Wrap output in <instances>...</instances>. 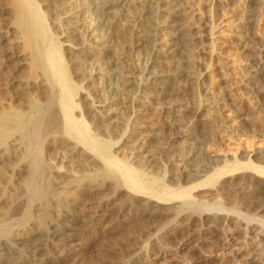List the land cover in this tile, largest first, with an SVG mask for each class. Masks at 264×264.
<instances>
[{
	"label": "bare ground",
	"instance_id": "obj_1",
	"mask_svg": "<svg viewBox=\"0 0 264 264\" xmlns=\"http://www.w3.org/2000/svg\"><path fill=\"white\" fill-rule=\"evenodd\" d=\"M42 1L38 0L36 3L33 0H12V1H9V4L12 5V6L10 5L12 7V10H10V11H12V13L10 11H9V13L11 14L10 19L12 17L11 20L14 21V31L16 29H19L18 32L20 31V33L18 35L22 34L19 37L23 36L22 37L23 39H21L23 41V43L25 40V45L23 44V47L25 46L24 48L27 49V51H25V52H29V55H31L30 58L33 59L32 61H30V63L33 62V63H31L32 68H30L31 66L29 65L30 66L29 69H30V71L32 69L31 73H33V75H37L38 71L39 72L42 71V73L44 74V75H42V77L44 76V80L48 81V83H45V84L50 85L49 86L50 89L48 87L50 92H48V95H49V96L47 95L48 101L45 104H41V102L36 104L37 101H35V100L31 101L32 99L29 98L30 97L29 93L27 92V90L26 91L24 90L26 93L20 94V95H22V96L24 95L23 98H26L27 97L26 94H28V98L31 99L30 102L28 101L29 100L28 98H27L28 100L23 99L25 102H26V100L28 101L27 105L23 102L26 105L24 107L26 110L25 109L24 110L26 112L28 111L27 113L25 112L26 114L24 112H23L24 113L23 114L21 109H20L21 113L19 110H18L19 113L17 110H16L17 112L14 111L15 106H14V108L11 106H10V108L6 106L7 109H5V107L1 105L3 102H0L1 103L0 106L2 109L0 111V163L4 161V164H0V166L5 165V162L10 163V161H12V160H14V161H15V159L18 160V161H16L17 164H15V165L12 164V162L10 163L13 165L11 168V171H10V167H11L10 165L4 166V167H9L8 171L11 174L6 173L5 172L6 170L4 171V170L0 169V188H1L0 193H1V195L4 194V196L7 195V198L6 197L5 198L8 200H7V202L5 200L4 201L6 202V204H8V203L10 204V207H9V205H7L9 207L8 209L5 208V210H3L4 209V207H3V208H1L2 210H0V247H3L2 244L4 242H5V244H4L5 247L10 244L13 247L12 252L10 254L14 255V257L17 255L18 256L16 257L15 260L11 259L12 257L11 258L9 257L10 259L7 260V262H5L8 257L6 259H4L0 255V264H21L22 263L21 258L24 257L23 256L24 254L21 255L19 251L21 249H23V250L25 249V248H21V247H24L23 244L25 242H23V241L21 242V245H23V246H21V245L17 246L11 240L15 239L16 241H18L19 238H21V233H26L27 230H30L29 232L35 231L36 233H38L41 228H43V231H44V229H46V228L49 229L50 227H52L53 225L50 224L51 220H49V218L52 217L51 213L56 214V213H60V211H62V210H66V211L68 210L69 211L68 214L70 212L71 213L73 212L74 214L78 215L79 210H78L77 206L79 205V203H78L77 197H78L79 193H81V191L83 194L84 187L81 184L82 182L87 183V188H89L87 192H88V194H90V196L94 192L99 193V191L103 190L104 188L110 192V193L107 192V194H111L113 197L121 194L119 196L120 198L119 199L117 198L118 204L115 207V216L111 217L113 213L111 214V216H110V214H108L110 216V219L112 220V218H114L116 223H118L120 226L130 224V223L134 222L135 219H140L139 217H146L147 221H148L147 222L145 220L146 222H142L144 220V219H142L141 223L140 222L138 223L139 227H137V228L135 226L137 223L135 222V225H134L135 230L133 232H131V233H133L134 236H132V234L129 232V234H131V235H129V237L130 236L133 237L134 242L133 243L131 242V244L127 243L125 245H123V244L119 245V248L117 247L119 250L117 249L118 251L116 252V253L120 252L119 257L117 256L118 259L116 258L117 259L116 261L105 262L103 264H132V262L134 260H136L137 257H139L141 255H144L142 257H146V256L148 257V254L151 252L150 247H152V245L157 244L158 246H161L162 243L164 242V240H163L164 236L163 235L162 236L157 235V234L153 233V235H157V236H155V238H154V240L156 242L152 243L154 240L153 241L149 240L152 237L151 236L152 232L149 229V228H151L150 227L151 224H149V228H147V230H148L147 232L145 231V228L143 226H145L147 223H153V222L155 223L157 218H160V216L162 214H165L166 216L170 215V217H172V218L170 219L169 217H166L169 219V221L167 223H164L161 225V227H163V228L159 227L160 224L158 226V224L155 223V225H157V227H155V228H157V229H159V228L165 229V227L169 229V227L171 228L174 226H177V227L181 226V224L179 225V223H178L179 220L181 222H185L184 224L186 227L187 226L191 227L192 225L196 226V224H198V223L200 225L204 224V226L206 223L208 224L209 215H207L208 217H203L202 216L203 212H199V209H200V211H202L206 207L205 203H207L209 201V199L213 200L212 196H215V195L206 193L205 196L203 194V197L193 196V198H192L189 196V193H187L184 190H183L184 191L183 193L182 192L175 193V192L168 191L169 189L168 190L166 189V191H165L164 187L169 188L168 186H170V185L172 186V184L174 182V185L172 187L170 186L172 188L171 191H173L175 189H177V190L181 189V187L182 188H185V187L189 188V187H187V186H189L188 181H187V186H184V185H186V179L189 176H192L193 178H190V181L192 179V183L191 182L190 183L193 184L194 181L195 182L197 180L200 181V179L203 178L205 175L207 177L208 173L206 174L207 171L205 169H209V168L213 169V168L219 166L217 163L219 161L217 159H219V158H216V157L211 158V157H205L204 156L206 158V159L204 158L206 160L204 162L203 159L201 160L199 158L200 155L194 151L193 147L189 149L190 144L185 143L186 145H189V147L187 148L189 150V152L185 153L184 155H179L180 156L179 158L177 156V158H178L176 160L177 164H175V165H179L180 168L176 169L174 167L173 168L174 171L171 169V167H170L171 162H169V161L174 157L173 153H172L173 157L170 156L171 159L168 160L169 163H166L164 165L165 162L162 161L161 164H162L163 169H160L161 167L157 168L156 167L157 165L155 166L152 163L149 156H146L147 154H149L148 151H147V154L144 152L146 155L143 154V150L141 151V149H143L141 147L142 145H140L139 148L138 147L135 148L136 146L133 147L134 145L131 144L133 142V140L131 138L133 136H137V133H134V132H137V130H135V128H137V129L142 128L141 124L144 122V121H142V118L144 116L142 114L144 112H146L148 110V108H150L154 105H155V108H156V105L158 107H160V105L162 107H164L172 115L173 124L174 125L179 124L180 126H182L184 128L182 131L183 135L180 138L188 139V137H189L188 132L189 131L187 132V129H190L192 126H193L192 127L193 129L195 127L194 124L196 123V119H194L193 121L191 119V122H186V123H185V120H183V117H184L183 113L185 111L189 110L190 108H192L190 103L178 102L177 99L174 98L175 92L177 91V89L175 90V88H172V86L176 87V85H177L176 83H178V81H179V80L178 81H176V80L179 78L186 79L192 85V84H196L199 80H201L205 76V74H207L205 68L202 69V71H198V72L195 71V69H194L192 47L196 46L200 42L201 35H200L199 28H197V25L193 22V17L196 13H195V9L193 8L192 1L191 0H87L88 3L86 5H82L83 3L82 4H76V5H81L79 7L80 16L83 14V18L85 20L87 19V21L89 23L87 30H86V28H83L86 26H83L80 28V25H81L80 22L81 21L79 22V20H78L80 16L78 17L77 15L76 16L73 15V14H76V12H78V11H75V9H77V8L73 7L74 6L73 2H75V1H72V0H44V2H42ZM207 1H211V0H207ZM256 1H257V3H256ZM255 3L256 4H254V5L257 7H254L250 11L249 10L247 11L250 13V16H248V17H253V19L250 21H248L249 20V18H248V20H247L248 23L253 22V21L257 22V20H258L257 16L259 15V9L262 6V3L260 0H259V2H258V0H255ZM91 4H94V6H95L94 11L95 12L90 11V8H91L90 5ZM43 5L50 7V8L46 7L48 9H52L51 11L53 13V15H52L53 19H49V20H52V22H51L52 27H49L48 22H46L45 21L46 19L44 20V18H43V15H45V14L42 13L43 10L42 11L40 10V6H43ZM44 12H45V10H44ZM9 13H8V15H10ZM47 13L49 14V12H47ZM80 19L82 20V16ZM84 19H83V21H84ZM135 21H139V23L141 25L140 26L141 31H139V30L135 31V28H136ZM245 22L246 21H243V20L237 21V23L231 27L232 36L237 38L238 41H239L240 35L243 31L242 29H245V28H243L244 27L243 25ZM50 28H51V30H50ZM203 28L205 30V34H203V35L206 39H208L209 34H210V30H208L206 25H204ZM85 30L88 32L86 37L83 35V32L84 33L86 32ZM111 30L114 31L115 34L117 33V35L120 34V36H121V33L123 31L124 32L126 31L130 34H132V32H134V31L137 32L136 34H133V38L131 37V39L129 40V42H130V47L128 48L129 53L126 54L123 52L125 50H122L123 44L121 45V43H120L122 40L120 42H118V40H120V39H118V37L113 38L112 33H114V32H112ZM16 33H17V30H16ZM2 34L0 32V42L3 41ZM110 35L113 38L112 40H114L115 38H116V40L118 39L117 42L120 45H116V46L112 47V45H110L111 43L108 44V42H109L108 39H109ZM135 36H136V41L134 39ZM241 36H244V35L242 34ZM84 37L88 38V40L82 39ZM4 39H5V37H4ZM60 39H65V41L64 42L59 41ZM122 39H123V37H122ZM129 42H128V44H129ZM125 44H126V41H125L124 45ZM0 46H1V44H0ZM86 46L92 47L94 50H96V52L98 51L101 56L108 55L109 58L107 60L109 61V63L108 62L107 63L109 65H106L105 63H103V64H100L101 66L99 67V64H97L98 65L97 68L98 67L99 68L97 69L98 70L97 72L95 71L96 70V68H95L94 74H93V72L91 73V71L88 72L90 69L88 71H85V72H83L84 70H80V72L82 71V73H81L82 79L80 78L79 80H82V81H79V85H78L77 84L78 82L75 81L76 83H74V81L72 79H70V77L72 75L69 76L70 72H68V69H67L68 68L67 66H69V65H67L68 64L67 63L66 64L67 66H66L63 60H66L67 58L69 59V57H67V58L65 57L68 54L70 56H72L71 59L73 60L74 55L77 54L79 56V57L77 56V59L79 60L80 63L83 61H87L88 60L87 58H89V56H91V53L89 50H87ZM120 46H122V48ZM85 47H86V50H85ZM24 48H23V50H24ZM65 52L68 54H65ZM260 52L262 53V56L264 57V44L261 46ZM64 54H65L64 57L66 59L63 58ZM71 59H69V60H71ZM262 60H263V58H262ZM262 60L259 63L260 65L258 66L257 71L264 74V61H262ZM91 63L88 62L89 65H91ZM96 63H99V61ZM96 63L94 66H96ZM85 64H87V63H85ZM92 64H94V63H92ZM89 65H88V67L91 68V66H89ZM85 66L83 65V69L85 68ZM51 67L54 69V71L52 70V73L48 72V74L47 73L45 74V72H47V69L48 68L51 69ZM216 68H217V70L222 72V74H224V72L226 70H228V68L225 65L220 64L219 62L216 63ZM28 73L31 75L29 70H28ZM77 73H78V70H77ZM78 74H80V73H78ZM32 76H30V77H32ZM36 78H38V77L35 76V78H32V79H36ZM32 79L28 78L26 80L34 81ZM44 80L42 82H44ZM93 81H95V82L101 81V84L103 87L102 92L104 93V95L101 97V99H98L99 101H97V102H96V100H94V98H95L93 96L94 94L91 91L90 92L93 95L90 92H88V90H90L88 88H91L95 85V83L94 84L92 83ZM24 82H26V81H24ZM80 82H81V84H80ZM97 83H99V82H97ZM174 83L176 84L175 86H174ZM45 84L43 85V83H42L43 86L42 85L41 86L44 87ZM23 87L24 86H21V88H23ZM28 87H30V86H28ZM35 87H37V86L35 85ZM51 87L55 91L54 90L52 91ZM21 88H19V89L21 90ZM25 88H26V86L24 87V89ZM31 88H32V85H31ZM27 89H29V88H27ZM92 90H94V89H92ZM40 92H44V91H40ZM224 92H226V91H224ZM95 93H97V92L95 91ZM176 93H178V92H176ZM30 94H31V91H30ZM77 94H79L80 98L83 101L87 115H89L93 120V121H91L92 123L89 122L90 125L92 124V129H93V131H92L93 135L91 136L92 137V143H89V139H87L88 135L85 134L86 129H85L84 122L86 121V119L82 117V119H85V120H83L84 126H80L79 125L80 123H78L77 118L75 119L73 117V114H72L74 108L78 107V106L75 107V105H74L77 98L75 99V101L73 100L74 97L77 96ZM25 95H26V97H25ZM22 96L21 97L19 96V97L22 99ZM44 96H45V94H44ZM79 96H77L78 101L76 102L78 105H79L78 102H80L79 100H81V99H79ZM46 98L43 97L42 99H46ZM6 101H5V103H6ZM73 101H74V103H73ZM135 103L137 105L136 106L137 111H138L137 114H139V115H135V109H134V111H132L131 115L134 114V116H140V117H138L136 119H133V118L131 119L132 116H130V118H127L130 113H128V115L126 114L127 115V117H126L125 113H123L125 108L128 106L132 107V105L133 104L135 105ZM158 104H160V105H158ZM6 105H7V103H6ZM9 105H10V103H9ZM27 106L29 107L28 108L29 110H27ZM236 106H239V105H236ZM236 106H234V107L236 108ZM11 108H13V109H11ZM18 108H20V107H18ZM77 109L78 108H76L75 111ZM81 109H79V110H81ZM150 109L154 110V107L150 108ZM83 110H84V108H83ZM129 112H131V110ZM148 112L150 113L149 110H148ZM194 112H195V115L198 114V109L197 110L195 109ZM84 114H86V113H84ZM81 116H83V114ZM15 118L17 121L19 119H21L20 121H18L16 123H19V122H21V123H19L20 125L18 126L16 133L14 134L15 127L18 124L17 125L15 124L16 126L14 127V130H12V128H11V131H9L10 130L9 124L12 120H14V121L11 122V124L15 123V121H16ZM91 118H90V120H91ZM85 124L87 126L86 122H85ZM232 126L228 125L225 128L231 129ZM206 129H208V127ZM200 130H202V133H207V132L210 133V131H211V130H208L206 132L202 128ZM117 131L121 132L120 134H118L116 136L118 138H115V136L112 137L110 135V134L113 135V133L115 134V132H117ZM194 131H196V130H194ZM9 132L10 133L13 132V134L11 135V134H9ZM119 132H117V133H119ZM230 132H231V130L230 131L227 130V133H230ZM86 133H88V132H86ZM138 133H139V131H138ZM200 133H201V131H200ZM54 134H55V136H56V134H57V136L60 135L61 139L64 137L65 138V139L63 138L64 141L66 143H68L69 146H67V147H69V148H67V151H68L67 154H68L69 158L72 157L71 160H73V161H70V160L69 161L72 162V164H74V165H77V166L80 165V167H77L75 169L80 170L79 168L82 167L81 165H83L85 167L84 170L82 169L83 171L80 170L81 175H79V171H77L78 176L77 175L74 176V173L70 174V175H69V173L66 174L65 171H63V170L60 171V168L62 167L61 165L56 166L58 168H59V166H61L57 170V168L55 169V168H53V166H50L51 162H49L50 160H47L48 158H46V160L50 164L46 163L45 160L43 159V153H42L43 150L42 149H44V148H42V146H45L44 144L47 142L46 140H48L49 137L50 136L52 137ZM73 134L78 136V137H76L77 141L75 140L76 138L73 141H71ZM107 134H108V136L110 135L111 138H108V136H106ZM90 135H91V133H90ZM90 135L88 137H90ZM104 135L107 137L106 139L102 137ZM67 136H68V138L69 137L70 138L68 139ZM139 136H140V134H139ZM73 137H74V135H73ZM113 138L116 140H114ZM139 138H141V137H138V139ZM57 139H58V137H57ZM110 139H112L113 141ZM52 140H53V137H52ZM134 140H136V138H134ZM61 142H59V143L61 144ZM185 142H187V141H185ZM181 143L182 142H180V143L178 142V143H176V145L181 144ZM129 144H131V145H129ZM164 144L166 145V143H164ZM185 144L182 146H186ZM172 146H175V145H172ZM170 148L172 149V147H170ZM184 151L186 152V150H184ZM62 152H64V151H62ZM169 152L170 151H168V149L164 151V153H166L165 155H167ZM183 152L180 151L179 154L180 153L182 154ZM65 154H63L62 156L61 155H59V156L65 157ZM176 154L178 155V153H176ZM68 156L66 158H68ZM193 157H194V159H193ZM199 159L201 161H199ZM261 159H262V157H261ZM159 160L161 161V157H159ZM165 160H166V158H165ZM234 160L236 161V158H234ZM14 161H13V163H14ZM59 161L62 162L61 159ZM63 161H65V160H63ZM160 161H159V163H160ZM226 161L229 162V160H226ZM235 161H233V162H235ZM70 162H68V163H70ZM135 163H137L136 166H135ZM72 164H71V166H73ZM53 165H56V164H53ZM4 167H3V169H4ZM122 168H123V171L121 170ZM75 169L73 167V170H75ZM251 169L253 170V166L251 167ZM73 170L71 171V169H70L68 171L75 172V174H76V171H73ZM85 170H87V172H86L87 174H85ZM160 170H162V172H165V174H167L168 177L170 176L172 178V179L170 178L172 180V184H170L168 186H164V187L161 186L160 187L164 191V192H162L161 195L157 194L158 192L156 193L155 191L152 190V186L154 185V181L157 180V178H154L153 175L156 174L155 175V177H156L158 174L156 171H160ZM216 171H219V170H215L214 172H216ZM260 171H262V169ZM63 172H65L64 175H61V174H63ZM82 172H83V174H82ZM219 172L223 173V171H219ZM232 172L236 173L237 170L235 172L234 171H232ZM262 172H264V171H262ZM160 173H161V171H160ZM190 173H192V175ZM228 173H230V172L228 171ZM258 173L260 174V172H258ZM216 174H214V175H216ZM226 174L227 173H225L224 175H226ZM230 174H232V173H230ZM261 174L263 177L264 173H261ZM21 175H23V176H21ZM25 175H27V176L24 178ZM68 175L72 179L68 178ZM160 175H162V173L158 174V177ZM218 175H219V177H218ZM218 175H216L217 177L214 176L215 177L214 178L215 184L217 183L216 182L217 178H219V180H221L220 174H218ZM224 175H221V176H224ZM238 175L240 176V174H238ZM246 175H247V173H246ZM234 176H235V174H234ZM61 177H63V178H61ZM185 177H187V178H185ZM18 178L19 179L22 178L21 181L19 180L21 183L18 181ZM66 178H68V179H66ZM184 178H185V181L183 183H185V184L184 185L182 184L183 186H181V182H182V180H184ZM154 179H156V180H154ZM15 180L17 182H15ZM211 180H213V179L211 178ZM247 180L248 181H246V182L244 181L245 184H241L242 181L240 183H234L233 185L231 183V185H227L228 187L226 188L225 191L222 190V192H224L222 194L225 197H228V195L231 192L234 193V202H235V204H237V207L232 203L227 204L225 202L226 199H224V202L226 203V205H228V208L231 207L233 209L232 206H235V211L233 210L234 211L233 214L235 215L237 213L239 216H241V218H242V213H244L243 208L245 209V207H246L243 205L244 199L247 196H250L251 194L254 195L253 192L255 191V188H256L255 185L252 184V182L254 180L256 181L255 178L251 179V177H250ZM57 181L61 182V185L65 186L64 188H62V190L65 189V191H63L64 193H62V195H59V196L58 195L55 196L56 194H54L56 192H59L58 190L60 188L59 185H58L59 188L56 187L57 189H55V187L53 186L55 184V182H56V184H58ZM156 182H155V185L157 184ZM212 182L210 181L209 183H211L215 186L214 181H212ZM17 183H18V185H17ZM169 183H171V182H169ZM191 184H190V187L193 186ZM197 184L199 185V182ZM227 184H229V183H227ZM198 185H195L194 187L197 188ZM213 185H211V186H213ZM219 185H217V186H219ZM6 188H8V189H6ZM155 188H157V187H155ZM258 188H260V187L258 186ZM258 188H257V190H258ZM6 190H7V192H6ZM160 191L161 190H159V192ZM178 191H176V192H178ZM61 192L62 191H60L59 193H61ZM218 193L220 194L221 191ZM102 194H104V193H102ZM107 194L105 193V195H107ZM256 194H258V193H256ZM103 196L101 195V199ZM108 196H110V195H108ZM187 197H190V199H188ZM216 197H217V194H216ZM216 197L214 199L221 200V202L223 201L222 199L224 197H221L222 199H219ZM258 197H259V195H258ZM258 197H256V198H258ZM2 198H3V195H2ZM94 198H95V196H94ZM110 198H112V197L110 196ZM261 198H258V199L260 200ZM98 199H99V197H98ZM103 199H105V196ZM186 199L187 200L192 199L191 200L192 205L197 204L194 202H198V200H199V202L201 201V203L198 202L197 206L196 205L194 206L195 210H198V212L195 210H194L195 212L193 210H190L189 211L190 214H185L184 211H182L181 207L171 206V207L165 208L166 204L172 205V204H175L177 201H184L185 202ZM229 199H230V202L233 201L232 200L233 198L232 199L229 198ZM258 199H256V200H258ZM89 200L91 201V199H89ZM218 200H213V201H215V203H216V201L218 202ZM245 200H247V199H245ZM259 200L257 202L258 204H260ZM86 202L88 203V201H85V203ZM99 202H102V201L99 199ZM251 202H253V201L251 200ZM251 202H249V204ZM260 202H261V200H260ZM215 203H212V204H215ZM84 204H82V205H84ZM182 204H184V203H182ZM199 204H200V206H199ZM201 204H205V205L203 206ZM245 204H246V201H245ZM253 204L256 205V203H254V202H253ZM263 204L259 205V206H261V209L263 207ZM229 205H231V206H229ZM246 205H248V204H246ZM105 206H104V208H105ZM183 206L184 205H182V207ZM208 206L209 205H207L206 209L208 208ZM83 207H85V206H83ZM87 207H88L87 209L84 208L85 210H83V211H85V213L83 212L84 216H82L83 217L82 219L85 220V222L89 221V222H87V224H84L86 226V228L89 227L88 224H92V223L94 224V222L98 218L104 217L100 213L101 210H104V209H102L103 207H101L100 205H97V206L95 205L94 207L91 205L92 208H96L93 211H91V208L89 209L88 205H87ZM197 207H198V209H196ZM82 209L83 208L81 207L80 211H82ZM37 212H39V213H37ZM81 213L82 212H80L79 214H81ZM186 213H188V212H186ZM60 214H58V216ZM74 214H73V216H74ZM64 215H66V214H64ZM243 215H245V214H243ZM246 215H245V217L243 216V218H246L247 217ZM58 216H57V218H58ZM77 217H76V219H77ZM236 217H238V216H236ZM54 218H56V215H54ZM214 218L216 219V217H213V219ZM58 219H60V218H58ZM58 219H57V221H58ZM82 219H80V221H83ZM210 219H211V217H210ZM233 219L237 220V218H233ZM53 220L51 222H53ZM161 220L160 221L157 220L156 222L162 223ZM239 220H240V218L238 219V221ZM248 220L249 221L247 222V220H246V222L249 224L252 220L250 217ZM253 220H256V219H253ZM241 221H243V219ZM111 222H113V221H111ZM233 222H235V221H233ZM243 223H245V219H244ZM247 223H246V225H248ZM239 224H241V223H239ZM111 225H113V224L111 223ZM152 225L154 226V224H152ZM153 226H152V228L154 229ZM236 226H239V225L237 224ZM198 227H200V226H198ZM114 228H115V226H114ZM127 228H130V227H127ZM127 228H125V229H127ZM140 228L144 229V232H146V233H144L143 231H141V233L143 232L145 235L140 234V230H141ZM152 228H151V230H153ZM246 228H245V230H248ZM51 229H49L46 232V234L44 233L45 235H41V236H44V238L42 239L40 237L43 241V243L40 244V246L45 245L48 242L52 243L51 242L52 238L50 237V234H56L57 231L52 232ZM108 229H110V228H108ZM130 229H132V228H130ZM161 229H160L158 234H161V232H163V230L161 231ZM181 229H182V227H181ZM195 229H198V228H195ZM240 229L242 231L241 226H240ZM257 229L255 228L254 230L256 231ZM111 230H113V228ZM114 230H116V229H114ZM138 230H139V232H138ZM187 230H189V229H187ZM237 230H239V229H237ZM245 230H243V232H245ZM98 231H100V230H98ZM127 231H130V230H127ZM155 231L153 230V232H155ZM183 231H185V230H183ZM241 231H239L238 233H240ZM137 232L141 236H138ZM157 232H158V230H157ZM192 232H194V231H192ZM40 234H42V233H40ZM65 234H66V236L70 235L69 233H68V235H67V233H65ZM114 234H115V232H114ZM22 235L24 236L25 234H22ZM125 235H126V233H125ZM99 236H100V234H99ZM259 236H261V235H258V234L256 235L257 238ZM26 237H24V238H26ZM62 237H64V236H62ZM105 237H103V238L105 239ZM126 238H127V235H126ZM41 239H39V240H41ZM258 239H255V240H258ZM57 240L60 241V239H57ZM57 240H56V242H57ZM61 240H63V238ZM52 241H54V240H52ZM106 241H107V239H106ZM33 242H35V241H33ZM258 242H260V241H258ZM37 243H38V241H37ZM6 244H8V245H6ZM28 244L29 243L26 244V248L28 247ZM32 245L33 246H31V244H30L29 246L35 247L34 243ZM48 245H49V243H48ZM55 245L56 246L54 249H58V250H60L63 246L61 244V242H59L58 244H55ZM164 245H162V246H164ZM11 246H9V247H11ZM166 246H167V244H166ZM30 247H28V248L30 249ZM41 247L44 248L45 246L44 247L41 246ZM42 248H41V251L43 250ZM45 248H47V244H46ZM162 248H164V247H162ZM1 249L3 251V248H1ZM31 249L34 250L35 248L34 249L31 248ZM31 249H30L31 253H34V252H32ZM62 249H64V248H62ZM7 250H8V248H7ZM58 250H56L55 253H53V255H56L58 253L60 255L61 250L57 253ZM107 251L108 250H106V252ZM21 252H23V251H21ZM49 253H51V252H49ZM49 253H47V254H49ZM113 253H114V251H113ZM108 254H109V252H108ZM21 256H23V257H21ZM255 256H256V258H255ZM37 257H38V255L36 256V258ZM41 258H42V256H41ZM39 259H38L39 263L47 264L46 260L43 262L41 259H40L41 261ZM142 260H143V258H142ZM89 261L91 263V260H89ZM93 261H95V260H93ZM203 261H204V258H203ZM55 263H56V259L54 258V262H52V264H55ZM211 263L212 262H210V264ZM32 264H38V263L32 262ZM91 264H95V262L94 263L92 262ZM205 264H207V263H205ZM243 264H264V241L261 242V245L259 244V247H257L256 250L250 251V253L244 255Z\"/></svg>",
	"mask_w": 264,
	"mask_h": 264
},
{
	"label": "rangeland",
	"instance_id": "obj_2",
	"mask_svg": "<svg viewBox=\"0 0 264 264\" xmlns=\"http://www.w3.org/2000/svg\"><path fill=\"white\" fill-rule=\"evenodd\" d=\"M9 1H12V0H0V32H1V34L3 33L2 34L3 41L0 42V44H1V46H0V102H3V103L2 104L0 103V104L2 106H4L5 109H7L6 106L9 108H10V106L13 108L15 106L14 111H16V110L20 111V109H21L22 113L23 112L25 113L26 109L24 107L28 104V101L30 102L31 99H32L31 101H33V100L37 101L36 104H38L40 102H41V104H45L48 101V96H49L48 92H50L49 91L50 85L45 84V83H48V81L44 80V76L42 77V75H44L42 73V71H40V72L38 71L37 75H33V73H31L32 69H31V71L29 69L30 66H31L30 68H32L31 63H33V62L30 63V61H32L33 59L30 58L31 55H29V52H25V51H27V49L24 48L25 46L23 47V44L25 45V40L23 43V41L21 40V39H23L22 38L23 36L19 37L20 35H22V34L18 35L20 33V31L18 32L19 29H16L17 33H16V30L14 31V21L11 20L12 17L10 19L11 14L9 13V11L12 10V7H11L12 5L9 4ZM33 1L36 3L38 0H33ZM39 1H42V0H39ZM72 1H75V2H73L74 6L72 5L74 8H77V9H75V11H78V12H76V14H73V15H75V16L77 15L79 17L80 16L79 7L81 5H76V4H82L83 3L82 5H86L88 3V1L87 0H72ZM191 1H192L193 8L195 9V13H196L193 17V22L197 25V28H199L200 35H201L200 42L196 46L192 47L194 69H195V71L198 72V71H202V69L205 68L207 74H205V76L201 80H199L196 84H192V85L186 79L179 78L176 80V81L179 80L178 83L175 82L177 85L174 83V86L176 85V87L172 86V88H175V90L177 89L176 92H178V93L175 92L174 98H176L178 102L190 103L192 108H190L189 110H187L183 113V116H184L183 120H185V123H186V122H191V119H192V121L194 119H196V123L194 124L195 127H194V129L192 128L193 126L190 129H187V132L189 131L188 132L189 133L188 139L180 138L183 135L182 131L184 128L182 126H180L179 124H177V125L173 124L172 115L164 107H162L160 104H158V105H160V107H158L156 105V108H155V105H154V106L150 107V108L154 107V110L148 108L150 113L147 110L146 112H144L142 114L145 116V117L143 116L144 119L142 118V121H144L141 124L142 126L140 125L142 128L141 127H140L141 129L135 128V130H137V132H134V133H137V136H133L131 138L133 140V142L135 143L134 144L132 142L131 144L134 145L133 147L136 146L135 148H137V147L139 148V146L142 145L141 147L143 149H141V151L143 150V154L146 155L147 151H148L149 154H147L146 156H149L152 163L155 166L157 165L156 166L157 168L161 167L160 169H163L162 164H161L162 161L165 162L164 165L166 163L171 162L172 164L170 163V167L172 170L174 167L176 169L180 168L179 165H175V164H177L176 160L180 157L179 155H184L185 153L189 152V150L187 149L189 147V145H186L187 143L190 144L189 149L193 147L194 151L200 155L199 158L201 160L203 159L204 162L206 161L205 157L219 158V159H217V160H219L217 162L219 166H217L215 168L212 167L213 169H210V168L205 169L207 171V172L205 171L206 174L208 173L207 177L205 175L203 178L200 179V181L197 180L199 182V185L197 184L198 183L197 181L196 182L194 181V183L191 184L192 179L190 181V178H193V177L189 176L190 174L192 175V173H190L188 175L189 176L188 178L185 177L188 179V180L186 179V185H184L185 183H183L185 181V178L181 182V186H183V185L187 186V181H188L189 186H187V187H189V188H186V187L182 188L181 187L182 190L178 189L179 190L178 191L177 189H175V190L171 191V189H172L171 187L174 185V182L172 184V180H171L172 178L170 176L168 177V175L165 174V172H162V170H160L162 175L163 174L164 175L163 176L160 175L158 177V174H161V173H160V171H156L158 174L156 177H155L156 174L153 175V177L157 178V180L154 179L157 182L154 181V185H155V182L158 185L157 184L155 186L153 185L152 190L155 191L156 193L158 192L157 194L161 195L162 192H164V191L160 187L161 186L164 187V186H168V185L172 184V186L170 185L171 187L168 186L169 188L164 187L165 191H166V189L167 190L169 189L168 191L175 192V193H179V192L183 193L184 191H186L187 193H189V196L192 198H193V196L203 197V194L205 196L207 193V194L215 195V196H212L213 200H218V199H214L216 197V194H217L216 198L222 199L221 197H224L222 199L223 203L221 202V200H218V202L216 201V203H215V201H213L212 199H209V201L207 203H205L206 205L201 204L203 206L205 205L206 207H207V205H209L207 209H206V207L204 208L205 210L201 209L202 211H200V209H199V212H203V215H202L203 217H208L207 215H209V217H208L209 218V222H208L209 225L206 223L204 226V224L200 225L198 223V224H196V226L192 225L191 227H189V226L186 227L184 224L185 222H181L179 220L178 223H179V225L181 224V226H178V227L174 226L175 228L169 227V229L165 227L166 230L161 229V228H163V227H161V225L164 223H167L169 221V219L166 217H169L170 219L172 218V217H170V215L166 216L165 214H162L160 216V218H157V220L160 221L164 217L161 220L162 223L156 222L157 220L155 221V223L158 224V226L160 224L159 227H161V228H159V227H158L159 229L155 228V227H157V225H155L154 222L153 223H147L145 226H143L145 228L146 232L148 231L147 228H149V224H151V226H150L151 228L153 226L152 224H154V226H153L154 229L153 228L152 229L154 231L156 230L155 232H153V230H151V228H149L150 231L152 232V235H151L152 237L149 240L153 241L155 236H157V235L162 236L163 235L164 236V239H163L164 242L162 243V245H164V244L165 245L164 246H162V245L158 246L157 244H155L156 246L152 245V247H150L151 252L148 254V257L147 256L142 257L144 255H141V256L137 257V259L134 260L132 262V264H197V263L198 264H205V263L210 264V262H212L211 264H213V263L214 264H243L244 255L250 253V251L256 250V248L259 247V244L261 245V242L264 241V204H263L264 203V176L262 177V174H261V173H264V172H262V171H264V163H263L264 162L263 161L264 160L263 159L264 158V74L257 71V68L260 65L259 63L261 62L262 58H263L262 61H264V57L262 56V53L260 52V48L264 44V0H260L262 3V6L259 9V15L257 16L258 20L256 19L257 22L253 21V22H249V23L247 22L248 18H249L248 21H250L253 19V17H248V16H250V13L247 11L248 10L250 11L254 7H257L254 5L257 3V1L255 3V0H211V1L191 0ZM42 2H44V0ZM258 2H259V0H258ZM90 6H91L90 11L95 12L94 11V9H95L94 4H91ZM46 7H48V6H46V5L40 6V10L41 11L43 10L42 13L45 14V15H43V18H44V20L46 19L45 20L46 22H48V26L52 27L51 26L52 20H49V19H53V16H52L53 13L51 11L52 9H48L50 7H48V8H46ZM44 10H45V12H44ZM10 12L12 13V11H10ZM47 12H49V14ZM8 13L10 15H8ZM81 16H82V20L80 19ZM81 16L78 19L79 22L81 21L80 22L81 23L80 28L83 26H86L83 28H86V30H87L89 23H88L87 19L85 20L83 18V14ZM83 19H84V21H83ZM240 20H243L246 22L243 25L244 26L243 28H245V29H242L243 31L241 33V35L243 34L244 36L240 35V38L238 41L237 38L232 36L231 27L234 26L237 23V21H240ZM135 25H136L135 31H138V30L141 31V27H140L141 25H140L139 21H135ZM204 25L207 26L208 30H210V34H209L208 39H206L203 35V34H205V30L203 28ZM50 30H51V28H50ZM135 31L132 32V34L126 32V31L125 32L123 31L122 33L124 35L121 33V36H120V34H118L119 35L118 36L117 33L115 34V32L112 31V32H114V33H112L113 38L118 37V39H120V40L117 39L118 42H120L121 40L123 41V42L122 41L120 42L121 45L123 44L122 45L123 48H122V46H120V47L122 48V50H125L123 52L126 54L129 53V49H128L130 47L129 40L131 39V37L133 38V34L137 33ZM87 33H88L87 31L85 33L83 32V35L86 37ZM4 37L6 40L4 39ZM85 37L82 39L88 40V38H85ZM112 37L110 35V37L108 39V41H109L108 44L111 43L110 45H112V47H114L116 45H120L117 42L116 38L114 39L116 41L115 42L114 40H112L113 39ZM122 37H123V39H122ZM134 39L136 41V36L134 37ZM59 41L64 42L65 39H60ZM125 41H126V44L124 45ZM128 42H129V44H128ZM86 47H85V50H86ZM23 48H24V50H23ZM87 50L90 51L91 56H89V58H87L88 60L86 59L87 61H83L81 63L77 59V56H78L77 54L74 55L73 60L71 59L72 56H70L68 53L65 52V54H68V55H66V56H65V54L63 55V58L69 57V59H71V60H69L68 58L67 59L65 58L66 60H63V61H64L65 65L67 63H68L67 65H69V66H67V65L66 66L68 67L67 68L68 72H70L69 76L72 75L71 76L72 78L70 77V79H72L74 81V83L78 82L77 83L78 85H79V81H82V80H79L80 78L82 79V74H81L82 71L80 72V70H84L83 72H85V71H88L90 69L88 72L91 71V73L93 72V74H94L95 71L96 72L98 71L97 69L101 66L100 64L105 63L106 65H109L108 64L109 61L107 60L109 58L108 55L101 56L98 51H97L98 52L97 53L96 50H94L92 47H89V46L87 47ZM98 61H99V63H96ZM88 62H90V63L92 62L94 64L91 63V65H89ZM217 62L225 65L228 68V70H226L224 72V74H222V72L217 70V68H216ZM85 63H87V64H85ZM95 63H96V66H94ZM97 64H99L98 68H97V66H98ZM83 65L84 66L86 65L84 69H83ZM88 65L91 66V68L88 67ZM95 68H96V70H95ZM76 69L78 70V73H80V74L77 73ZM28 70L31 73V75L28 73ZM52 70L54 71V69L52 67H51V69L48 68L47 72H45V74L46 73L48 74V72L52 73ZM70 70L71 71L73 70V71L71 72ZM30 76H32V77H30ZM35 76L38 77V78H36L37 80L32 79V78H35ZM28 78L29 79L31 78L34 81L26 80ZM43 80H44V82H42ZM24 81H26V82H24ZM97 82H99V83H97ZM97 82H95V81L92 82L93 84L95 83V85H94L95 87L94 86H93L94 88L91 87L94 90H92L91 88H88V89H90V90H88V92L91 91L94 94L93 95L90 92L95 97L94 100H96V102L99 101L98 99H101V97L104 95V93L102 92L103 87H102L101 81H97ZM42 83H43V85L45 84L44 87H42L43 86ZM80 84H81V82H80ZM27 85L30 87H28ZM31 85H32V88H31ZM35 85L37 87H35ZM21 86H24V87L26 86V88L25 89H24V87L21 88ZM48 87H49V89H48ZM19 88H21V90ZM27 88H29V89H27ZM24 90L25 91L27 90V92L29 93V96H30L29 98H31V99L28 98V94H26L27 97L25 95L26 98H23L24 95L23 96L20 95V94L26 93ZM51 90L53 91L54 89H52V87H51ZM30 91H31V94H30ZM40 91H44L45 93L40 92ZM95 91L97 93H95ZM224 91H226V92H224ZM44 94H45V96H44ZM19 96L20 97L22 96V99ZM77 96H79V94H77ZM77 96L74 97V99H73L74 101L76 98L78 99ZM43 97H45V98L47 97L46 98L47 100L42 99ZM5 99L8 102L10 101L9 102L10 105ZM23 99L24 100L27 99L28 101L26 100V102H25ZM77 99H76L75 103L78 101ZM79 99H81L80 96H79ZM5 101H6L7 105H6ZM74 101H73V103H74ZM79 101H80V102H78L79 105L77 103L76 104L74 103L75 107L78 106V107H76L78 109L76 110L77 111L76 112L75 111L76 108H74L72 114H73V117L75 119L77 118L78 123H80L79 124L80 126L85 125V129H86L85 134H87L89 136L91 133L90 137H88L87 135L86 136H87V139H89V143H92V137L91 136L93 135V133H92L93 129H92V124L90 125V123H92L91 121H93V120L89 115H87V112L85 110L82 99ZM236 105H239V106H236ZM17 106L20 108H18ZM136 106L137 105L135 103V105L133 104L132 107L128 106L125 108V110L123 112V113H125V116L127 117L128 113H130L127 118H130V116H132L131 119L132 118L136 119V118L140 117V116H134V114L131 115V113H132V111H134V109H135V115H139V114H137L138 111H137ZM234 106H236V108ZM13 108H11V109H13ZM28 108L29 107L27 106V110H29ZM83 108H84V110H83ZM79 109H81V110H79ZM195 109L196 110L198 109V114H196V115L194 112ZM1 110L2 109L0 106V111ZM130 110H131V112H129ZM19 111H18V113H19ZM20 113H21V111H20ZM84 113H86V114H84ZM82 114H83V116H81ZM82 117L86 119L85 122L87 123V126H86L85 122L83 125V120H85V119H82ZM90 118H91V120H90ZM15 120H16V118H15ZM20 120L21 119H19L18 121H20ZM13 121L14 120H12L11 122H13ZM18 121L16 120L15 123L11 124V122H10L11 125L9 124V128H10L9 131H11V128H12V130H14V127L18 124L15 127L14 134L16 133V130H17L18 126L20 125L19 123H21V122L16 123ZM228 125H231V126L233 125V126L231 127V129H226L225 127ZM207 127H208V129H206ZM201 128L204 129L206 132L208 130H211V131H210V133L207 132L208 134L202 133V130H200ZM194 130H196V131H194ZM199 130L201 131V133ZM227 130H229V131L231 130V132L227 133ZM138 131H139V133H138ZM86 132H88V133H86ZM117 132H119V131H117ZM117 132H115L116 135L114 133H113V135L112 134H110V135L112 137L115 136V138H118L116 136L118 134H120L121 132H119V133H117ZM9 134L12 135L13 132L12 133L9 132ZM139 134H140V136H139ZM73 135H74V137H73ZM73 135H72L71 141H73L76 137H78L75 134H73ZM110 135L108 136V134H107L106 136H108V138H111ZM106 136L104 135L102 137L106 139L107 138ZM52 137H53V140H52ZM52 137L50 136L49 139L46 140L47 142L46 141H45L46 143L44 142L45 146H42V148H44V149H42L43 150L42 153H43V159L45 160V162L48 164H50L49 162H51L50 166H53V168H55V169L57 168V170L62 166L60 168V171L63 170L66 172V174L69 173V175H70V174L74 173V176H76V175L78 176L77 171H79V175H81L80 170L83 171L85 169V167L83 165H81L83 168L81 167V168H79L80 170H78L75 168L80 167V165L77 166V165L72 164V162H70L73 160H71L72 157L69 158V156L67 154L68 153L67 148H69L67 146H69V145H68V143H66L64 141L65 138L63 137L64 139L63 138L61 139L60 135L57 136V134H56V136L54 134ZM57 137H58V139H57ZM138 137H141V138L138 139ZM67 138H68V136H67ZM134 138H136V140H134ZM75 140L77 141V138ZM110 140H112V139H110ZM114 140H116V139H114ZM185 141H187V142H185ZM59 142H61V144ZM178 142L179 143L184 142V143L178 144L179 145L178 146V145H176V143H178ZM164 143H166V145ZM131 144H129V145H131ZM184 144L187 147L182 146ZM172 145H175V146H172ZM169 146L172 147V149ZM167 149H168V151H170L168 153L169 155L168 154L165 155L166 153H164V151ZM184 150H186V152ZM62 151H64V152H62ZM178 151L179 152L184 151V152L182 154L181 153L179 154ZM62 153L63 154L66 153L65 157L64 156L61 157L63 155ZM172 153H173V156L175 158L172 156ZM176 153H178V155ZM259 154L260 155L262 154V155L260 156ZM59 155H61V156H59ZM66 155L68 156L69 159L66 158L67 157ZM170 156H172L173 158L171 159ZM177 156H178V158H177ZM159 157H161V161L159 160ZM194 157H193V159H194ZM261 157L263 160L261 159ZM46 158H48L47 160H50V161L48 162L46 160ZM165 158H166V160H165ZM234 158H236V161L234 160ZM60 159L62 162L59 161ZM169 159H171V160L168 162ZM200 159H199V161H201ZM63 160H65V161H63ZM226 160H229V162ZM13 161L14 160L10 161V163L12 162V164L15 165V164H17L16 161H18V160L15 159L14 163H13ZM159 161H160V163H159ZM233 161H235V162H233ZM68 162H70V163H68ZM10 163L5 162V165H1L0 169L4 170V171L6 170L5 171L6 173H10L8 171L9 167H4L6 165H10L11 166L10 171H11V168L13 165ZM0 164H4V161L1 162ZM53 164H56V165H53ZM71 164L73 166H71ZM136 164L137 163H135V166H136ZM58 165H61V166H59V168H58V167H56ZM2 166L4 167V169ZM252 166H253V170L251 169ZM73 167L75 170H73ZM70 169H71V171L72 170L76 171V174H75V172L68 171ZM261 169H262V171H260ZM121 170L123 171V168ZM215 170L223 171V173H221L219 171L214 172ZM236 170L238 173L232 172V171L235 172ZM228 171L230 173H232L233 175L228 173ZM65 172H63V174H61V175H64ZM86 172H87V170H85V174H87ZM258 172H260V174ZM225 173H227V174L224 175ZM246 173H247V175H246ZM82 174H83V172H82ZM214 174H216V175L220 174L221 180H219V178L216 179V182L218 183V184L217 183L216 184L217 185L220 184L219 186H217L215 184V179H214L215 177L214 176H216V175H214ZM234 174H235V176H234ZM238 174H240V176ZM69 175H68V178H70ZM221 175H224L225 177L221 176ZM21 176H23V175H21ZM26 176L27 175H25L24 178ZM218 177H219V175H218ZM250 177H251V179L252 178L256 179V181L254 180L252 182V184L255 185L256 188H255V191L253 192L254 195L251 194L250 196H247L245 198L247 200L244 199L243 205L246 207H245V209L243 208L244 213H242V218H241V216H239L236 212L235 213L237 215L233 214L235 211V206L237 207V204H235V202H234V193L229 192L230 196L228 195V197H225L222 194V193H224V192H222V190L225 191L226 188L228 187L227 185H231V183L233 185L234 183H240L242 181L241 184H245V182L248 181L247 179ZM61 178H63V177H61ZM68 178H66V179H68ZM211 178L213 180H211ZM70 179H72V178H70ZM19 180L21 181L22 178H20V179L18 178V181ZM210 181L211 182L214 181L215 186L213 184L209 183ZM15 182H17V181L15 180ZM169 182H171V183H169ZM18 183H17V185H18ZM57 183L58 184H56V182H55V184L53 186L55 187V189H57L56 187H58V185H59L60 188L58 187L59 188L58 191L59 192L62 191V192L61 193H59V192L54 193V194H56L55 196L62 195V193H64L63 191H65V189L62 190V188H64L65 186L61 185V182H59V181H57ZM227 183H229V184H227ZM81 184L84 187V190H83V194L81 191V193H79V195L77 197V200L79 203L77 208L79 210L78 212L79 213L82 212V213L81 214L78 213V215H77V214H74L73 212L72 213L70 212L68 214V212H69L68 210L67 211L66 210L60 211L61 214L60 213H56V214L51 213L52 219L49 218V220L52 221L54 219L55 221L54 220H53V222L50 221V224L53 225L52 226L53 228L50 227L49 229L52 228L51 229L52 232H56V231L57 232H56V234H50V237L52 238V239L50 238L52 243L48 242L49 245H48V243H46L47 248H45L46 244L41 245L43 247L45 246L44 248H42L40 246V244L43 243L42 239L44 238V236H41V235H45L46 232L49 230L48 228H46L47 230L44 229L45 232L43 231V228H41L42 230L40 229V231L38 232L39 234L42 233L40 235L38 233H36L35 231L29 232L30 230H27L26 233H21V238H19L18 241H16L15 239L11 240L17 246L21 245L22 241L25 242L26 244L29 243L28 247H30L29 246L30 244H31V246H33L32 244L34 243L35 247H30V249L35 248L34 250L31 249L32 252H34V253H31L30 249L28 247L26 248V244L22 243L24 245V247H21V248H25V249L24 250L21 249L19 252L21 255L24 254L23 255L24 257L21 256V257H23V258H21L23 264H32V262L33 263L37 262L38 264H41L38 261L39 258L43 262L46 260L47 264H50V263L52 264V262H54V258L56 259L57 264H81V263L82 264H84V263L85 264H91L92 262L93 263L95 262V264L96 263L97 264H103L105 262H112V261H116L118 259L120 252H118V253H116V252L119 250L118 249L119 245H122V244L125 245L127 243L131 244V242L132 243L134 242L133 237L130 236L131 237L130 238L129 235L132 234V236H134L133 233H131V232H133L135 230V226H136V228L139 227L138 223L139 222L141 223L142 219H144L142 222H146L147 218L146 217H139L140 219H135V221L130 223V224L120 226L118 223H116L114 218H112V220H111L110 216L112 213L113 214L111 217L115 216V207L118 204L117 200L120 198L119 196L121 194L113 197L111 194H107V192L108 193H110V192L104 188L103 190L99 191V193L98 192L92 193L91 194L92 197H91L90 194H88V192H87L89 189V188H87V183L82 182ZM190 184L193 186L190 187ZM195 185H198L197 188L194 187ZM211 185H213L214 187ZM257 185L260 188H258ZM155 187H157V188L159 187V188L157 189ZM257 188H258V190H257ZM6 189H8V188H6ZM159 190H161V191L159 192ZM176 191H178V192H176ZM220 191H221V193L219 194L218 192H220ZM6 192H7V190H6ZM102 193H104V194H102ZM105 193L107 195H105ZM256 193H258V194H256ZM2 195H3V198H2ZM2 195L0 193V198H1L0 199V210H2L1 208H3V207H4L3 210H5V208L8 209L10 207V204L9 203L6 204V202L8 200V199H6L7 195H5V196H4V194H2ZM101 195L102 196L104 195L105 199H103L104 198V196H103L102 197L103 200H102ZM108 195H110L112 198H110V196H108ZM258 195H259V197H258ZM94 196H95V198H94ZM98 197L102 202H99ZM190 197H187V198L190 199ZM256 197H258V198L262 197L260 199L261 202ZM88 198L91 199V201ZM227 198L228 199L233 198L232 199L233 201L230 202V199L228 200ZM224 199H226L225 202L227 204L232 203L235 205V206H232L233 209L231 207L228 208V205H226V203L224 202ZM256 199L259 200L260 204H263L262 209H261V206H259L260 204L257 203L258 200H256ZM191 200L186 199L185 202L184 201H177L175 204H172V205L166 204L165 208L166 207L168 208L171 206L181 207L182 211H184L185 214H190L189 211L190 210L194 211L195 210L194 206L195 205L197 206V204L199 202V200H198V202L193 201L194 203H197V204L192 205ZM251 200L254 203H256L257 206L255 204H253V202H251ZM85 201H88V203L86 202L87 203L86 204ZM245 201H246V204H248L249 206L245 204ZM181 202L184 204H182ZM249 202H251V203L249 204ZM199 203H201V201ZM212 203H215V204H212ZM82 204H84V205H82ZM7 205H9V207ZM87 205L89 206V209L91 208V211L96 209V208H92L91 205L93 207L95 205L96 206L100 205L101 207H103L102 209H104V210H101L100 213L104 217L98 218L94 222L95 225L93 223L88 224L89 227L86 228V226L84 224H87V222H89V221L85 222V220L82 219L83 218L82 216H84L83 212L85 213V211H83V210L88 208ZM182 205H184V206L182 207ZM83 206H85V207H83ZM104 206H105V208H104ZM199 206H200V204H199ZM229 206H231V205H229ZM79 207L83 208L82 211H80ZM196 209H198V207ZM195 211L198 212V210H195ZM186 212H188V213H186ZM37 213H39V212H37ZM58 214H60V215L58 216ZM64 214H66V215H64ZM73 214H74V216H73ZM108 214H110V216ZM243 214H245V215L247 214L246 215L247 217L243 218V216L245 217V215H243ZM54 215H56V218H54ZM57 216L60 219H58ZM236 216H238V217H236ZM76 217H77V219H76ZM210 217L212 220L210 219ZM213 217H216V219L214 218L215 219L214 220ZM249 217L251 218L252 221L248 224L247 222L249 221L248 220ZM79 218L82 219L83 221H80ZM233 218H237V220H235ZM239 218H240V220H239L240 222L238 221ZM57 219H58V221H57ZM242 219H243V221L245 219V223H243V221H241ZM253 219H256V220H253ZM246 220H247V222H246ZM111 221H113V222H111ZM233 221H235V222H233ZM110 222L113 225H111ZM135 222L137 223L136 225H135ZM239 223H241L242 225ZM246 223L249 226L246 225ZM235 224L236 225L238 224L239 226H236ZM114 226H115V228H114ZM198 226H200V227H198ZM240 226L242 227V231L240 229ZM127 227H130L132 229L127 228ZM181 227H182V229H181ZM192 227L194 229L195 228H198V229L194 230ZM108 228H110V229H108ZM112 228H113V230H111ZM125 228H127V229H125ZM245 228L248 230H245ZM255 228L256 229L258 228V229L255 231L254 230ZM114 229H116V230H114ZM142 229L140 230V234L145 235L144 233H146V232H144V229L143 230ZM160 229H161V231L163 230V232H161V234H158ZM187 229H189V230H187ZM237 229H239V230H237ZM98 230H100V231H98ZM127 230H130V231H127ZM139 230H138V232H139ZM157 230H158V232H157ZM183 230H185L186 232ZM243 230H245V232H243ZM141 231H143L144 233L143 232L141 233ZM192 231H194V232H192ZM239 231H241V232L238 233ZM114 232H115V234H114ZM129 232L131 234H129ZM65 233H67V235L69 233L70 235L66 236ZM98 233L100 234V236ZM125 233L127 235V238H126ZM153 233L157 234V235H153ZM22 234H25V235L23 236ZM257 234L261 235L258 237L259 239L256 237ZM141 235H139V233H138V236H141ZM62 236H64V237H62ZM24 237H26V238H24ZM103 237H105V239ZM56 238L60 239V241L57 240ZM62 238H63V240H61ZM254 238L258 239V240H255ZM39 239H41V240H39ZM106 239H107V241H106ZM52 240H54L55 242ZM56 240H57V242H56ZM33 241H35L36 243ZM37 241H38V243H37ZM258 241H260V242H258ZM59 242H61V244L63 245L62 248H64V249L61 248L62 249V250L60 249L61 251L58 249H54L56 246L55 244H58ZM154 242H156V241L154 240L152 243H154ZM4 244H5V242L2 244L3 247H0L1 257H3L4 259H6L8 257L5 262H7V260H9L11 257H12L11 259L15 260L18 255L14 257V255L10 254L12 252L13 247L10 244L9 245L6 244L8 246L5 247ZM166 244H167V246H166ZM23 245H21V246H23ZM9 246H11V247H9ZM162 247H164V248L166 247V248L164 249ZM1 248H3V251ZM7 248H8V250H7ZM41 248L44 251L43 250L41 251ZM56 250H58L57 253L59 251L61 252L60 255H59V253L56 255H53V253H55ZM106 250H108V251L106 252ZM21 251H23V252H21ZM113 251H114V253H113ZM49 252H51V253H49ZM108 252H109V254H108ZM47 253H49V254H47ZM37 255H38V257L36 258ZM41 256H42V258H41ZM52 256L53 257L55 256V257L53 258ZM142 258H143V260H142ZM203 258H204V261H203ZM255 258H256V256H255ZM89 260H91V263ZM93 260H95V261H93Z\"/></svg>",
	"mask_w": 264,
	"mask_h": 264
}]
</instances>
